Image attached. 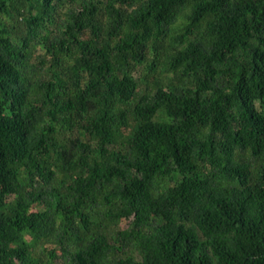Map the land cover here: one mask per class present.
<instances>
[{
  "label": "trees",
  "instance_id": "trees-1",
  "mask_svg": "<svg viewBox=\"0 0 264 264\" xmlns=\"http://www.w3.org/2000/svg\"><path fill=\"white\" fill-rule=\"evenodd\" d=\"M0 264H264V0H0Z\"/></svg>",
  "mask_w": 264,
  "mask_h": 264
}]
</instances>
